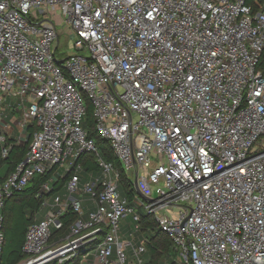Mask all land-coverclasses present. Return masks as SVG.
Returning <instances> with one entry per match:
<instances>
[{
	"label": "built area",
	"instance_id": "1",
	"mask_svg": "<svg viewBox=\"0 0 264 264\" xmlns=\"http://www.w3.org/2000/svg\"><path fill=\"white\" fill-rule=\"evenodd\" d=\"M56 12L76 50L65 58ZM87 106L145 198L122 196L83 127ZM8 109L37 129L0 182V259L4 199L56 166L69 173L63 193L50 194L57 170L17 264H141L143 242L119 235L121 220L139 229V208L184 264H264V0H0L3 155ZM88 154L97 171L84 172ZM67 212L76 218L50 248Z\"/></svg>",
	"mask_w": 264,
	"mask_h": 264
},
{
	"label": "trees",
	"instance_id": "2",
	"mask_svg": "<svg viewBox=\"0 0 264 264\" xmlns=\"http://www.w3.org/2000/svg\"><path fill=\"white\" fill-rule=\"evenodd\" d=\"M93 118L91 115V106H87V114L83 120V127L87 130L88 136L93 137L99 145L100 155L107 161L113 163L118 169L120 178L119 185L123 197L132 203L135 198H141L132 180L124 172L120 163L113 155L108 142L95 134L93 130ZM37 128L35 125L27 126L25 130V139L19 143H11V137H7L4 144L7 149L5 155L2 154V143L0 142V182L14 170L15 166L21 162L27 151L28 143L32 138L33 132ZM1 134V131H0ZM84 163V172L88 170L97 171L94 155L88 154L82 157ZM60 171L62 176H57V180L51 183L52 190L50 194L63 193V184L68 178L69 173L58 169L56 166L47 173L35 175L24 189L13 191L10 196L4 199L3 231L4 244L1 254L0 264H17L23 257L21 246L23 244L25 233L28 226L35 221V215L41 209L43 195L39 194L40 186L45 182L51 173ZM86 175L81 174V180H85ZM49 194V195H50ZM140 215L139 229L135 232V243L143 242L146 247V259L141 264H176L171 256H177L172 241L159 230L154 219L145 211L138 209ZM87 214H84L86 216ZM76 215L67 212L62 217L63 227L60 230L52 229V238L60 239L68 233V226L75 220ZM76 259V258H74ZM62 264H77L76 260L64 261Z\"/></svg>",
	"mask_w": 264,
	"mask_h": 264
},
{
	"label": "rangeland",
	"instance_id": "3",
	"mask_svg": "<svg viewBox=\"0 0 264 264\" xmlns=\"http://www.w3.org/2000/svg\"><path fill=\"white\" fill-rule=\"evenodd\" d=\"M41 18V15L39 16ZM51 18L54 20V23L56 24V28L59 34L58 37V46H57V52H56V56L59 58H65L71 54L76 53V50L73 47L72 44V37H71V33L69 32V29L67 27L66 24L63 23V17L62 15L56 12L55 16H51ZM82 53H85V51H83ZM5 104H10L12 107L16 106V101L14 98L11 97H7V99L5 100ZM8 118L7 121L9 123V126L13 129H15V131H19L22 130L20 125L17 123V120L20 118L21 113L17 110L14 111H10L9 109L6 112ZM5 115V113H4ZM121 190V188H120ZM179 204H183V202H180ZM178 208H175L174 211H177ZM41 216V211L37 212V214L35 215V218L38 219V217ZM120 225L122 228V232L119 234L120 235V241H128V240H135V231L136 227L134 223H129V219H126L125 222L124 220L120 221ZM64 242L63 239H53L51 238L49 241V245L51 246L50 248H56L58 247L60 244H62ZM135 242V241H134ZM126 253L130 256V250H127ZM141 258L144 260L146 259V253H143L141 255ZM171 259L176 263V264H184L182 263L178 256L172 255ZM58 259H56L55 261H57Z\"/></svg>",
	"mask_w": 264,
	"mask_h": 264
},
{
	"label": "crops",
	"instance_id": "4",
	"mask_svg": "<svg viewBox=\"0 0 264 264\" xmlns=\"http://www.w3.org/2000/svg\"><path fill=\"white\" fill-rule=\"evenodd\" d=\"M7 118H8V117H7ZM25 135H26V134H25L24 131H22V130H20V129H19V131H15V129H13V131L11 132V135H10V137H11V139H12L11 143H12V142H13V143H19V142L23 141V140L25 139ZM39 211H41V210H39ZM44 211H45V210L41 211V216L38 217V219L35 218V220H39V219H41V217H42Z\"/></svg>",
	"mask_w": 264,
	"mask_h": 264
},
{
	"label": "water",
	"instance_id": "5",
	"mask_svg": "<svg viewBox=\"0 0 264 264\" xmlns=\"http://www.w3.org/2000/svg\"><path fill=\"white\" fill-rule=\"evenodd\" d=\"M141 198H145V197L141 194Z\"/></svg>",
	"mask_w": 264,
	"mask_h": 264
}]
</instances>
